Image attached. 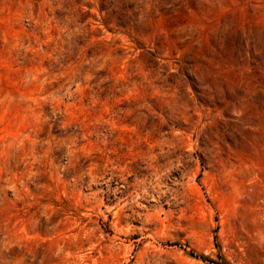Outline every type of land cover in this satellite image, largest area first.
<instances>
[{"label":"rangeland","instance_id":"rangeland-1","mask_svg":"<svg viewBox=\"0 0 264 264\" xmlns=\"http://www.w3.org/2000/svg\"><path fill=\"white\" fill-rule=\"evenodd\" d=\"M0 264H264V0H0Z\"/></svg>","mask_w":264,"mask_h":264}]
</instances>
